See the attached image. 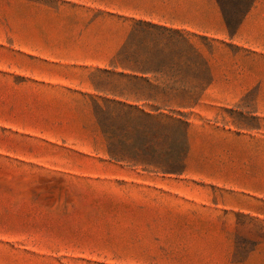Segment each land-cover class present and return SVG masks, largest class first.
I'll return each instance as SVG.
<instances>
[{
	"label": "rangeland",
	"instance_id": "obj_1",
	"mask_svg": "<svg viewBox=\"0 0 264 264\" xmlns=\"http://www.w3.org/2000/svg\"><path fill=\"white\" fill-rule=\"evenodd\" d=\"M219 1L212 72L107 0H0V264H264V0Z\"/></svg>",
	"mask_w": 264,
	"mask_h": 264
},
{
	"label": "crops",
	"instance_id": "obj_2",
	"mask_svg": "<svg viewBox=\"0 0 264 264\" xmlns=\"http://www.w3.org/2000/svg\"><path fill=\"white\" fill-rule=\"evenodd\" d=\"M106 10L122 21L121 31L118 34L122 36L123 41L130 33L126 21L143 22L155 27L167 28L175 35L185 38L190 43V49L197 51L206 60L207 55L194 39L206 37L212 42H217L218 39L229 37L226 17L219 0H107ZM256 15L254 12H247L237 31L250 30V21ZM216 66L217 63L207 60V68L212 72ZM224 82L240 84L249 81L230 78L223 80L215 74L211 75L209 81L210 84ZM222 95L207 92L204 93L203 98H219ZM231 97L235 95L229 94L228 98ZM190 135L189 127L187 131L189 140Z\"/></svg>",
	"mask_w": 264,
	"mask_h": 264
}]
</instances>
